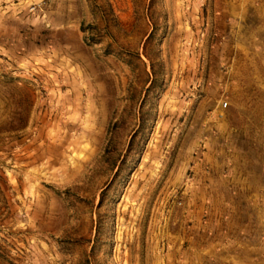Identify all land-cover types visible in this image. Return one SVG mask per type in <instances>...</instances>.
I'll list each match as a JSON object with an SVG mask.
<instances>
[{"label":"rangeland","instance_id":"1","mask_svg":"<svg viewBox=\"0 0 264 264\" xmlns=\"http://www.w3.org/2000/svg\"><path fill=\"white\" fill-rule=\"evenodd\" d=\"M0 264H264V0H0Z\"/></svg>","mask_w":264,"mask_h":264}]
</instances>
